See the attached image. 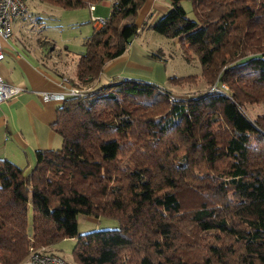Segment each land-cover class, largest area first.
<instances>
[{
  "label": "trees",
  "instance_id": "trees-1",
  "mask_svg": "<svg viewBox=\"0 0 264 264\" xmlns=\"http://www.w3.org/2000/svg\"><path fill=\"white\" fill-rule=\"evenodd\" d=\"M168 1L149 28L199 61L206 90L172 99L131 76L90 86L138 33L145 0H114L76 58L71 83L85 93L56 108L61 145L36 149L29 172L0 156L1 264L75 236L79 264H264V110L247 112L264 104V0H188L192 17ZM78 213L119 226L79 233Z\"/></svg>",
  "mask_w": 264,
  "mask_h": 264
},
{
  "label": "crops",
  "instance_id": "crops-1",
  "mask_svg": "<svg viewBox=\"0 0 264 264\" xmlns=\"http://www.w3.org/2000/svg\"><path fill=\"white\" fill-rule=\"evenodd\" d=\"M109 7L107 0H101V3L94 5L93 10L87 6L82 8L84 12L78 13L79 20L86 23L88 34L94 28L89 20L91 16L106 18L108 10L111 9ZM169 8L162 0H145L136 18L138 32L141 33L145 25L149 27L153 20ZM3 45L5 57L0 62V74L7 83L20 82L23 92L20 96L0 103V156L22 166L27 165L26 171L29 172L36 164V149L61 145V137L51 126L60 101L44 100L40 92L68 89L72 86L70 78L74 77L75 68L72 74L67 75L64 69L56 64H35L17 46L14 37ZM160 61L161 59L153 60L148 51L133 38L126 51L109 62L91 84L94 86L109 82L113 76L141 77L164 82L167 80V73ZM63 77L68 78L69 82H65Z\"/></svg>",
  "mask_w": 264,
  "mask_h": 264
},
{
  "label": "rangeland",
  "instance_id": "rangeland-1",
  "mask_svg": "<svg viewBox=\"0 0 264 264\" xmlns=\"http://www.w3.org/2000/svg\"><path fill=\"white\" fill-rule=\"evenodd\" d=\"M25 2L27 11L23 15L18 16L14 21L13 31L17 46L35 64H56L58 67H62L67 75L72 74L77 55L83 50V39L89 35L86 32V23H82V20H79L80 16L78 13H82L84 10L82 8L63 9L38 0H25ZM162 2L167 4L168 7L171 6L168 0H162ZM98 3H101V1ZM181 4L186 10L187 16L192 17L190 1L183 0ZM108 13L106 16H108ZM164 13L162 12L160 16ZM73 15L76 17H73ZM160 16L153 20L152 24ZM89 20L93 24L91 19ZM88 24L90 26V23ZM96 25L98 26V24ZM137 35L134 37L136 42L148 51V55L153 60L161 59L160 63L164 64L167 80L164 82L157 81V83L174 90V98L172 99L186 97L189 94L188 91L195 93L199 90H206L209 83L205 77L200 75L201 66L199 61L197 59L191 62L185 61L176 38L165 37L146 25L142 28L139 37ZM188 74H196V78L184 83H172L168 80L170 75L182 76ZM66 79L69 81L68 78ZM213 87L214 85L209 87L210 90L211 88L215 89ZM263 110V103L248 104L247 106V112L250 116H254ZM29 215L31 219V211ZM77 225L78 232L85 233L96 229L118 227L119 222L112 217H95L85 213H78ZM76 241V236L60 239L47 246L48 251L62 256L71 264H79L73 253Z\"/></svg>",
  "mask_w": 264,
  "mask_h": 264
},
{
  "label": "built area",
  "instance_id": "built-area-1",
  "mask_svg": "<svg viewBox=\"0 0 264 264\" xmlns=\"http://www.w3.org/2000/svg\"><path fill=\"white\" fill-rule=\"evenodd\" d=\"M111 7L114 0H107ZM94 3L88 5L90 10H93ZM27 11L25 0H0V62L5 57L4 42L10 41L14 37V21L18 16H21ZM105 18L91 16V21L94 27L99 28L104 23ZM98 24V26L96 25ZM64 81L69 82L65 77ZM23 92V87L20 82L15 84L7 83L0 74V103L9 98L20 96ZM84 89L70 86L68 89L61 91H41L40 96L44 100H59L61 101L67 94L80 95L84 94ZM171 98H174L173 95ZM1 264V263H0ZM18 264H71L62 256L49 252L47 246H33L28 249L26 256Z\"/></svg>",
  "mask_w": 264,
  "mask_h": 264
}]
</instances>
